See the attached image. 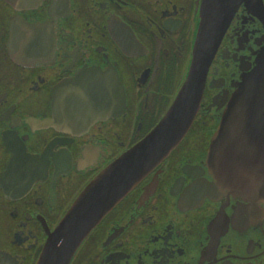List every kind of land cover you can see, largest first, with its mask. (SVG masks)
<instances>
[{"label":"flooded vegetation","instance_id":"af4514ba","mask_svg":"<svg viewBox=\"0 0 264 264\" xmlns=\"http://www.w3.org/2000/svg\"><path fill=\"white\" fill-rule=\"evenodd\" d=\"M204 2L0 0V264H36L82 190L161 121L189 74ZM233 6L191 128L71 264H264V201L208 165L264 49V0H222L215 22Z\"/></svg>","mask_w":264,"mask_h":264},{"label":"water","instance_id":"95a60500","mask_svg":"<svg viewBox=\"0 0 264 264\" xmlns=\"http://www.w3.org/2000/svg\"><path fill=\"white\" fill-rule=\"evenodd\" d=\"M221 2H204L191 68L167 113L142 140L82 190L50 233L36 264H71L103 218L183 140L198 114L208 67L237 6L221 14L222 19L216 23L214 15ZM226 7L225 2L221 12ZM256 61L254 70L243 77L212 137L208 165L217 181L232 192L264 201V148L255 153L250 138L252 126H259L261 119L264 126V49Z\"/></svg>","mask_w":264,"mask_h":264}]
</instances>
